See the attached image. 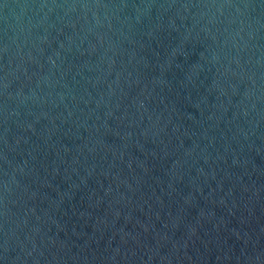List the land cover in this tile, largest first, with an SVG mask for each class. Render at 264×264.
I'll return each mask as SVG.
<instances>
[{"label":"water","instance_id":"1","mask_svg":"<svg viewBox=\"0 0 264 264\" xmlns=\"http://www.w3.org/2000/svg\"><path fill=\"white\" fill-rule=\"evenodd\" d=\"M0 264H264V0H0Z\"/></svg>","mask_w":264,"mask_h":264}]
</instances>
